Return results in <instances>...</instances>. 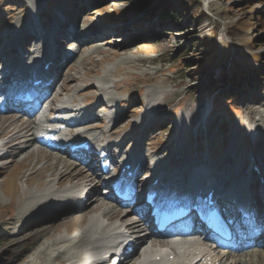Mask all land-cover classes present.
<instances>
[{
    "label": "rangeland",
    "instance_id": "374dc122",
    "mask_svg": "<svg viewBox=\"0 0 264 264\" xmlns=\"http://www.w3.org/2000/svg\"><path fill=\"white\" fill-rule=\"evenodd\" d=\"M168 1L148 0L133 13L136 5L133 0H0V38L5 42V32L15 28L17 31L7 34L9 42L17 50L30 44L25 41L28 33L25 28L32 26L31 18L37 19L33 26L42 30L40 38L51 37L55 20L62 18L69 26L77 24V28L82 29L77 35L79 45L94 40L84 38L88 32L107 34L110 39L105 44L84 46L78 57L69 63L72 66L55 86L58 99L71 94L79 104L84 103V98L88 106L94 104L95 93L78 94L77 91L100 80L105 70H109L108 89L122 100L120 106L116 101L110 102L115 104L113 109L120 117L115 116V120L121 121L117 127L119 133L112 137L116 140L132 130L133 120L140 119L150 90H166L172 96L165 105L156 108L157 118H149L154 112L142 117V124L135 130L141 135L140 142L136 147L131 146L130 154L139 148L155 158L156 151L179 142L174 139L177 135L187 143L181 148L183 157L173 161L171 168L176 166L187 173L190 163L208 160L219 172L220 167L231 171L240 160L242 170L243 165L244 170H248L250 154L258 160L264 154V135H259L255 144L254 137L248 140L251 130L247 132L246 127L257 124L259 117L264 124V0H175L166 9L173 20H164L158 16L159 7L164 8ZM61 26L62 22L58 27ZM63 27L66 29L65 25ZM115 36L117 40L111 39ZM50 40L53 45V39ZM189 44L185 54L178 57L179 51ZM71 77L76 81H69ZM72 84L75 87L71 91H61L62 88L69 90L67 87ZM202 105L206 107L205 116L207 107L212 106L205 125L195 118L189 133L175 129L179 116L190 114ZM131 109H134L133 115L124 119ZM96 110L94 112L98 113L100 109ZM101 113L98 114L106 127L109 123ZM14 119H18L20 125L29 123L22 117L3 116L0 128L3 123L8 128L16 125ZM148 123L150 125L144 129ZM254 133L257 134V130L253 131V136ZM0 154H6L5 149ZM227 154L232 156V162L225 159ZM54 161H64L70 169L76 165L39 150L29 154L13 149L0 159V264H67L69 256L84 257L82 248L76 245L75 235L89 212L80 214H84L81 217L71 216L56 225L51 223L54 217L43 219L16 235L17 228L24 222L16 219L19 209L29 190L46 183L51 170L48 165ZM77 169L86 171L78 165ZM229 171L222 175L230 176ZM87 172L94 175L90 169ZM34 214L36 212L30 216ZM261 230L257 228V232ZM67 237L71 238L69 245L65 243Z\"/></svg>",
    "mask_w": 264,
    "mask_h": 264
},
{
    "label": "bare ground",
    "instance_id": "6f19581e",
    "mask_svg": "<svg viewBox=\"0 0 264 264\" xmlns=\"http://www.w3.org/2000/svg\"><path fill=\"white\" fill-rule=\"evenodd\" d=\"M62 19L60 21L58 19L55 20L56 25H53L54 32L52 33L51 37L43 36L41 38L40 28L33 26V23L37 22L36 19H30L29 23L31 22L33 27L29 26L25 28L28 30L27 35L30 37V40L27 42H30V44H28V47H26V45L23 46L24 49H27V53H29L28 56H21L20 51H18L8 40L7 34H11L12 32L17 31V29H8L5 32L4 37L7 40L4 42L3 38H0V59L3 57L5 58L4 60H0V75H3L6 81H12L22 77L24 78L23 83H26L29 76V74H27V68H30V62L32 61L33 65L40 69V71H36V74L45 73L48 76L47 80L51 81V83L53 81H61L64 72L67 68H69L70 64H65V66L63 64L66 60V52L62 57L64 60L59 58V55H57L60 54L59 50H61V46L57 45L50 48L49 44L50 39L55 38L57 35L56 31L58 25L61 22L62 26L65 25L66 21ZM19 25L22 26L23 24ZM72 27H70L69 30H71ZM81 32L82 29L79 28L78 33ZM99 36L100 35L98 34V31H94L85 34L84 38L95 39ZM101 38L100 44L102 45L110 39L107 38V36H102ZM116 38L117 36L111 37V39L117 40ZM94 42L96 43L97 41H90L85 45H90ZM121 43H123V40ZM62 44H69L67 38L64 39ZM75 45L76 44L74 43L73 46ZM83 46L84 45H82V47ZM9 55L11 56L7 58ZM46 64H49L47 72L42 71L44 65ZM61 64L63 65L64 69L62 74L59 73L60 75H58L55 67H57V65L60 66ZM107 72H109V70ZM107 72L105 70V74L102 76L103 78L105 77L104 79L101 78L100 80L94 81L88 86H85L79 92L77 91L78 94L92 92L95 93V96L97 95L94 104H90L89 106L77 104L75 97L71 94H69V96L66 98L59 99L58 102L55 103L57 100L58 91L56 90L54 92V89H52V92L54 93L52 94L53 97L51 98L50 110L60 113H67L68 117H74V120L69 121L70 126H72L74 129L82 128L69 134H65L64 136L66 139H71L73 141L72 143H80L81 141L86 140L91 143V150L88 151V153H91L87 155L95 153L99 147H106L110 145V150L113 149L116 154H118V160L116 159L115 162L120 161L123 158L127 159L125 163H130L133 160L135 164H137V167H139V172H142V174L144 173L145 178H150L148 180L149 183L154 181L157 182L158 180H162L168 176H175L177 178L175 182H177L178 185H181L185 182H189L191 184L194 182L196 186L204 185V180H209L210 178L207 176V174L204 175L205 173L202 171V169L204 170L205 168L210 170V175H221V172H219L218 168H213L208 160L190 163L187 173H185L184 170L178 169L176 166L171 168L170 164L173 161L175 162L179 160L178 158L183 157L181 154V148L184 149L185 144L187 143L185 141L183 142L182 138L180 136L177 137V135L174 139L177 141L179 140V142H177L176 145L173 144L170 148L156 151L157 155L154 156L155 158H151L150 154L148 155L139 148L133 149L132 153H129L131 146L136 147L139 145L141 135H139V132H136L135 130L142 124V117H146L150 112H154L150 113L151 116L149 118L152 120L157 118L159 112L156 110V108L165 105V102L172 96V93L165 92L166 90L156 91L151 89V92L147 95L148 99L145 100V109L142 116L140 119L137 118L136 120L132 121V130L126 135L124 134L118 139L112 140V136L117 134L119 131L117 130V127L121 121L115 120V116L118 118L120 117L113 109L115 104L110 102L116 101V105H121L122 100L118 97L116 98L109 91L107 86L108 84L106 82V76L108 74ZM38 78V76H35L29 81L31 82ZM69 81L74 82L76 79L71 77ZM51 83L48 88H51ZM116 85L117 83L113 84L114 87H116ZM74 87L75 85L72 84L71 86L67 87L69 90L62 88L61 91H71ZM97 108L100 109L99 112L101 111V114L105 115L108 122H110L108 126L106 125V129H100L101 127L104 128V126H102L101 118L98 114L99 112L93 113V111H97ZM108 108L110 109L108 110ZM133 112L134 109L128 111L124 119H127V117L133 115ZM205 114L206 107L204 105L199 106L198 110H192V113L190 114L183 113L177 118L178 124L176 125L175 129L179 132L189 133L188 130L195 118L198 120H203L206 117ZM19 115L20 114H16V116ZM13 122L16 125L8 128L5 127L6 124L3 123L4 125H2V128H0V138L2 140L0 143V152L3 149L6 151V154H0V159H4L5 156L7 157V155H9L13 149L21 150L22 152L29 154L37 151V148L33 143L36 141L35 139L43 137L44 132H47L49 126V124H39L35 121L29 122L28 125H24L22 123L20 125L18 119H14ZM79 122H81V124ZM200 124L198 126H200ZM149 125V123L146 124L144 129H146ZM246 127L247 132L251 130V132L248 134V140L251 138L254 130H257L259 135H264V124L262 123V119L260 117L257 119V124L254 126L248 124ZM38 129L40 132L37 133ZM61 147L65 149L67 148L66 145H62ZM169 149H173V152H170ZM261 155V169H264V154ZM174 158L176 160H174ZM225 159H228V161L231 159L230 162H232V156L229 154L226 155ZM239 162L240 160H238L237 164H235L237 165L236 169L229 171L233 173V178L231 179L230 183H228L230 180L228 181L227 178H219V176H214V178L216 177L219 180V184L223 182V185H225V191L221 194V196L228 199H234L242 203L250 202L251 205L255 207L256 211L261 212L264 201H261V196L258 195V185L253 182L254 178L248 182L245 180L247 172L242 170V164H239ZM59 165H61V167ZM48 167L51 170L47 176L46 183L41 185L39 188L29 190V194L24 200L22 207L18 211L16 219H23L24 222L17 228L18 231L16 230V235L22 234L26 228L37 221L50 219L51 217H54L52 220L57 219L61 211L72 215V218H74L76 215L89 212L88 216L81 220L84 221V223L78 230V233L75 235L76 245L78 244L80 248H82L81 251L85 255L84 257L81 255V258L77 259L69 256L66 259L67 264H106L108 262V258L113 257L115 254L107 257L102 255V251H123V241L127 238L133 239L132 250L136 249L138 251H136L134 255L135 257L130 258L126 264H207L206 260L209 254L204 252L202 249V244L195 246L196 243L194 244L186 242L185 244L187 245L182 248L183 253L176 254L173 259L169 258L170 255H174L173 253L176 250L172 243H158L160 246L167 245L170 251H165V253H163L161 250H155L157 244L149 238L150 231L145 228H141L137 223L138 220L133 217L131 212H124L125 214L118 216V212L114 210L113 204L105 200V192H96V190L101 187V185H103V181L92 177V175L87 172V168L85 166L84 167L86 168V171L81 172H79L78 169L76 170V166H74L72 169L67 168L64 161L61 163L54 161L53 163L49 164ZM262 175H264V172H262ZM65 183H67V185H65ZM252 184L253 187H251ZM215 187H217V185ZM194 189H200V187H196ZM247 190L250 192V197H248L249 195L247 194ZM84 197L89 201L88 207L86 209H83V204L87 203L82 201V198ZM35 212L36 214L30 216ZM83 215H80L79 217ZM126 232H128L127 235H125ZM258 239L264 245V237H257L256 240ZM70 240L71 238L67 237V241L65 243L69 245L71 242ZM262 253H264V251L259 250L258 248H253L252 253L248 255L247 259L246 255H235L229 252L219 257L224 259L228 264H264V255ZM150 255H152V257H150ZM156 255L160 256L158 261L153 259V257ZM197 258L200 259L194 263ZM115 264H120V262Z\"/></svg>",
    "mask_w": 264,
    "mask_h": 264
},
{
    "label": "trees",
    "instance_id": "16d2710c",
    "mask_svg": "<svg viewBox=\"0 0 264 264\" xmlns=\"http://www.w3.org/2000/svg\"><path fill=\"white\" fill-rule=\"evenodd\" d=\"M173 1H175V0H169L164 5V8H162L161 6L159 7L161 9V10H159V13H160V15H161L162 18H170V19L173 18V15H171L170 13H168V11H166V9L169 8V6L172 5ZM133 2L136 3L135 9L133 10V13H134L136 10L141 9L142 6H144L145 4H147L148 0H133ZM246 6H244V7L246 8ZM190 46H191V44H189V45L185 46L183 49H181L179 51L180 53H179L178 57H182L185 54L184 53L185 50H187ZM232 84H234V83H232ZM223 85H221V86H223Z\"/></svg>",
    "mask_w": 264,
    "mask_h": 264
}]
</instances>
